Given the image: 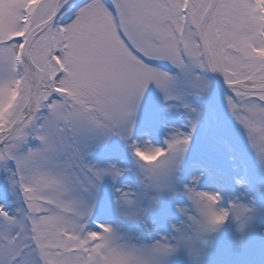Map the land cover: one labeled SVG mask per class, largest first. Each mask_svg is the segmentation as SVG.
<instances>
[{
  "label": "rangeland",
  "instance_id": "rangeland-1",
  "mask_svg": "<svg viewBox=\"0 0 264 264\" xmlns=\"http://www.w3.org/2000/svg\"><path fill=\"white\" fill-rule=\"evenodd\" d=\"M57 1L0 0V130L29 103L26 36ZM208 2L67 0L36 34L35 105L0 146V259L11 241L42 264L37 242L47 264H81L96 232L95 264H264V141L239 118L264 102L236 97L201 66L195 27ZM205 35L225 78L236 75L227 61L264 79V0H218ZM129 47L161 76L140 96L133 70L143 61ZM136 148L165 155L149 164ZM198 193L218 197L223 223L202 230ZM237 207L247 209L239 219Z\"/></svg>",
  "mask_w": 264,
  "mask_h": 264
},
{
  "label": "snow or ice",
  "instance_id": "snow-or-ice-1",
  "mask_svg": "<svg viewBox=\"0 0 264 264\" xmlns=\"http://www.w3.org/2000/svg\"><path fill=\"white\" fill-rule=\"evenodd\" d=\"M123 39V35L121 36ZM130 52L134 55L140 58L141 62H137L134 65L133 70V78H134V87L137 91L138 96L145 90L147 85L150 81H155L157 84H159L161 76L158 74L154 69L149 68L147 66V63L145 60L147 59L145 55H142L140 52H138L136 49L129 47ZM161 57L167 58V55L163 52L159 53ZM183 55V54H182ZM176 61V60H173ZM202 67H205L207 69L208 66L206 64H201ZM221 68H228L231 69L233 72L236 73V75H226V79L228 81H235L230 84V88L233 89L234 94L238 98H245V99H251L255 98L259 100L260 102H264V79H256L251 78L248 79L247 77L251 76V72H241L238 69H236L232 64L228 63L227 61H224L220 64ZM213 70H215V65H213ZM261 72H264V69H261ZM259 75V74H257ZM242 79V83L239 82ZM230 103H232L230 101ZM250 114H245L240 116L239 118L241 121L246 124V126L250 129V131L260 140L264 141V108H261L259 110L252 108L249 109ZM188 143V137L183 138H177L173 139L168 144V149L175 153L178 152L182 146L186 145ZM134 155L141 161L145 163H153L157 161L161 156L165 155V152L160 148H155L152 150H141L139 148L135 149ZM197 196L202 199L206 200L208 203L203 209V215L205 217V225L204 229H213L215 226L220 225L225 220L228 213L224 210L216 211L212 205L215 204L218 197L214 194H208V193H198ZM234 213L239 219L243 214L247 211V209L244 208H235ZM0 215L4 216L7 220V213L2 212L0 210ZM40 214H37V218L39 219ZM104 232H109L110 229L106 226H101ZM239 228L241 231L244 229V224L241 223L239 225ZM89 235L96 237V239L91 240L86 244L84 247L88 249V253L92 252V246L97 244V241L101 239L98 233L92 232ZM200 240L199 236L193 237L189 241V245L192 248H195L196 244ZM73 243H79L78 241H70L66 247H71ZM104 244L99 245V247H104ZM36 247L39 250L40 258L42 261V264H47V261L45 258L41 255L40 248L36 242ZM59 250V249H57ZM80 251V249H73L71 253H68V256H74L76 252ZM168 251H171L170 249ZM88 253H81L82 260L81 264H95V259L89 260L88 259ZM0 264H31V258L29 257L28 253L25 251L23 247L17 248L14 244V242H9L6 245L5 254L2 259H0ZM107 264H112V261H107ZM118 264H129V260L127 258H120Z\"/></svg>",
  "mask_w": 264,
  "mask_h": 264
},
{
  "label": "water",
  "instance_id": "water-1",
  "mask_svg": "<svg viewBox=\"0 0 264 264\" xmlns=\"http://www.w3.org/2000/svg\"><path fill=\"white\" fill-rule=\"evenodd\" d=\"M216 1L217 0H210V2L208 4L207 8L205 9L204 14L202 15V18H201V20L197 26V31H198V37L200 39L201 45L203 46L205 53H206V62H207V66L209 68L208 70H209L210 74L212 75V77H214L220 83L227 85V86H230V84L235 82V81L230 82V81L224 80L216 72V70H213V63H212V59H211V54H210V51H209L208 46L206 44L205 35H204V26H205L208 14L210 13L212 7L215 5ZM63 2H64V0H60V2L57 4L53 14L51 15V17H49L47 20H45L43 23H41L37 27L36 32L40 31L48 22H50L52 20L53 16L55 15V13L59 9V7L63 4ZM33 36H34V34L32 32L28 35L27 44L25 47V55H26V58L28 60L29 66L31 68V74H32L31 78H30V104H29V108H28L27 112L30 111V109L34 103V95H35V91H36L35 86H34L35 78H36L34 65H33L32 61L28 55V47H29V44H30ZM22 118H23V114L20 113L8 128H6L2 132H0V135H3L4 137L7 136L14 129V127L17 126V124L22 120Z\"/></svg>",
  "mask_w": 264,
  "mask_h": 264
},
{
  "label": "clouds",
  "instance_id": "clouds-1",
  "mask_svg": "<svg viewBox=\"0 0 264 264\" xmlns=\"http://www.w3.org/2000/svg\"><path fill=\"white\" fill-rule=\"evenodd\" d=\"M167 250H171V251H173L174 250V248H173V246H171V245H165L164 246Z\"/></svg>",
  "mask_w": 264,
  "mask_h": 264
}]
</instances>
